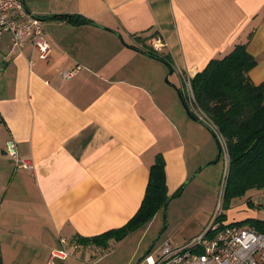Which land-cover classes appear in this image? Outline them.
<instances>
[{
  "label": "crops",
  "instance_id": "0c3cea01",
  "mask_svg": "<svg viewBox=\"0 0 264 264\" xmlns=\"http://www.w3.org/2000/svg\"><path fill=\"white\" fill-rule=\"evenodd\" d=\"M24 2L45 18L52 52L41 59L31 42L19 50L10 33L0 40L3 264H38L60 238L95 236L127 223L159 153L170 195L193 179L206 161L201 141L208 127L189 115L180 92L191 90L188 81L212 58L246 42L256 59L249 75L264 82V0ZM57 14H81L95 24ZM147 48L168 56L171 67ZM72 68L78 72L66 79L63 71ZM10 139L19 161L6 150ZM247 206H239L241 215L230 208L227 220L260 218ZM82 249L91 255L90 245Z\"/></svg>",
  "mask_w": 264,
  "mask_h": 264
},
{
  "label": "trees",
  "instance_id": "16d2710c",
  "mask_svg": "<svg viewBox=\"0 0 264 264\" xmlns=\"http://www.w3.org/2000/svg\"><path fill=\"white\" fill-rule=\"evenodd\" d=\"M53 18L95 24L81 14H57ZM143 52L171 67L169 57L154 48ZM255 65L256 59L248 51L247 43L238 42L228 53L212 58L190 79L191 96L180 92L189 115L213 132L219 143L220 155L225 152L229 156L221 204L223 210L230 209L233 199L243 197L251 190L264 191V82L257 84L250 77L249 72ZM181 189L174 195L169 194L166 163L159 153L151 166L145 196L136 214L120 227L95 236H77L75 240L84 247L107 248L111 240L120 241L148 225L168 201L181 195ZM250 197L249 204L252 205L253 196ZM215 220L223 227L227 214L219 212ZM240 223H248L264 231V219L248 218L238 221Z\"/></svg>",
  "mask_w": 264,
  "mask_h": 264
},
{
  "label": "built area",
  "instance_id": "2783aa9c",
  "mask_svg": "<svg viewBox=\"0 0 264 264\" xmlns=\"http://www.w3.org/2000/svg\"><path fill=\"white\" fill-rule=\"evenodd\" d=\"M5 33L11 34L12 44L16 49L22 50L27 42H31L41 59L49 58L52 52L43 22L29 12L23 0H0V40ZM29 64H34L32 58L29 59ZM77 72V68L68 69L63 71V76L71 79ZM6 150L17 161L20 160L14 139L7 142ZM21 162L29 169L33 168L31 161ZM251 200L255 207L264 210V194L253 195ZM60 242L59 247L51 249L46 264H59L81 256L84 246L75 239L60 238ZM100 250V247L91 246L92 253H87L89 259L84 257L85 260L97 264L93 257ZM139 264H264V231L251 224H238L228 220L224 221L222 227L214 219L205 231L186 244L175 246L168 243L159 254L147 255Z\"/></svg>",
  "mask_w": 264,
  "mask_h": 264
},
{
  "label": "rangeland",
  "instance_id": "374dc122",
  "mask_svg": "<svg viewBox=\"0 0 264 264\" xmlns=\"http://www.w3.org/2000/svg\"><path fill=\"white\" fill-rule=\"evenodd\" d=\"M160 49H163L161 44ZM168 76H166V82L172 83L170 78L167 79ZM190 91L188 90L189 95H191ZM206 129L208 136L201 141V147L203 144L205 145L206 161L199 168H202L200 172L189 180L190 182L181 195L169 201L166 210L165 206L161 209L150 224L120 241L112 240L109 247L100 250L97 257H93L97 264H136L146 254L156 256L168 243L175 246L186 244L202 229L210 226L219 212L226 213L227 219L230 218V215H234L229 209L221 208L228 168L227 155L225 152L220 155L219 143L215 135L210 129ZM201 153L203 152L201 151ZM253 194H255L254 191L233 199L230 208H238L235 212L238 211L241 215L244 209L239 206L244 203L249 204V196L252 197ZM247 207L257 211L261 219L264 218V210L253 204H249ZM0 253L2 254L1 247ZM80 255V257L66 260L62 264H91L84 258L89 259L87 253L81 252ZM45 261V256H43L39 259L38 264H45Z\"/></svg>",
  "mask_w": 264,
  "mask_h": 264
},
{
  "label": "water",
  "instance_id": "95a60500",
  "mask_svg": "<svg viewBox=\"0 0 264 264\" xmlns=\"http://www.w3.org/2000/svg\"><path fill=\"white\" fill-rule=\"evenodd\" d=\"M24 1V0H23ZM25 3V2H24ZM30 12V11H29ZM33 14V13H32ZM35 17H37V18H39L41 21H44L45 20V18H42V17H39L38 15H35V14H33ZM181 95V94H180ZM228 159H229V156H228ZM191 180V179H190ZM189 181H187L183 186H182V189H181V193L183 192V190H184V187L187 185V183H188ZM168 204H169V201L166 203V205H165V210L167 209V207H168ZM147 255V254H146ZM145 255V256H146ZM144 256V257H145ZM141 261V259L136 263V264H139V262Z\"/></svg>",
  "mask_w": 264,
  "mask_h": 264
}]
</instances>
